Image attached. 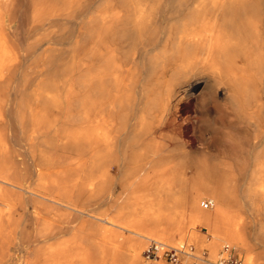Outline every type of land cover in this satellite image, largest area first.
I'll return each instance as SVG.
<instances>
[{"label":"bare ground","instance_id":"bare-ground-1","mask_svg":"<svg viewBox=\"0 0 264 264\" xmlns=\"http://www.w3.org/2000/svg\"><path fill=\"white\" fill-rule=\"evenodd\" d=\"M95 1L0 0V264H90L91 250L123 237L106 223L135 235L132 257L146 264L162 263L141 255L150 236L205 245L215 260L227 243L243 264H264L263 226L246 231L227 159L249 176L243 197L264 203V0ZM184 113L197 116L191 148L178 132ZM44 134L52 147L34 149ZM23 142L40 168L30 182L12 150ZM139 142L128 157L147 161L122 171L150 187L122 194V206L116 196L112 210L77 204L75 190L92 193L104 162ZM58 206L100 234L82 227L57 241Z\"/></svg>","mask_w":264,"mask_h":264},{"label":"rangeland","instance_id":"rangeland-1","mask_svg":"<svg viewBox=\"0 0 264 264\" xmlns=\"http://www.w3.org/2000/svg\"><path fill=\"white\" fill-rule=\"evenodd\" d=\"M100 1L96 0L95 3L93 4V8L95 6H98L100 4ZM184 115L187 116L186 119L188 120L189 125L186 127V129L184 131H183V129H181V130H178V132L182 134V138H184L183 140L187 144L186 145L187 148H189V147L191 148V146H194V126H195V123L197 121V116L192 114V113H184ZM26 119L27 118L25 117V119H23V121ZM179 119H178V123L183 124V121L181 120V118H179ZM24 124L26 125V121H24ZM150 135H152V131H151ZM46 138H48V137L45 136V134H44V136H42V138L41 137L37 138V141L35 143L36 146H34V149L35 148L38 149L39 144L40 145L46 144L47 146L52 147V145H53L52 141L50 139H48L47 141H49V142L46 143L45 142ZM41 141H42V143H41ZM43 142H45V143H43ZM25 144L30 145L29 143L28 144L25 143ZM140 144L142 145V143L139 142L138 144L134 145L133 147L132 146L127 147V156H125L124 158H118L117 161H113L112 159H110V160H107L106 162H104L103 165L108 166V173H107L106 177H103L101 179L102 180L101 183L99 181L96 184V186L94 187V189H96V190L93 189L92 193H91V191L88 192V191L83 190L81 188H79L78 190H75V193H74L75 196L74 197H75L77 204L81 205V203H82L81 206L85 207L86 209H90V208L94 207L97 209L98 208H100V209L101 208H105V209L110 208L112 210V207H110V206L115 204L114 199H116V196L121 195L120 198L118 199V202H119L118 204H119V206L125 205L123 203V201L121 200L122 199V192L125 189L126 182L131 179L133 174L123 173L124 168L130 167L132 165L133 166H140L147 161L146 157L133 158V159L128 157L131 149L137 148ZM22 145H24V142ZM26 145L22 146V148L24 147L26 149L21 148V150H20V149H18L19 148L18 144H16L13 146L12 150L18 151L16 154V155H18V156H16L17 159L19 158V160H23V161L25 160L23 163L20 164V166L28 168V170L30 172V174H29L30 177L27 174L28 175V181L27 182H30L31 181L30 179L34 178V177H32L33 175H31V172H33L34 169L40 170V168H39V166L33 165V160L31 159V155H30L31 151H29L30 148H32V147L28 146V147H30V148H28ZM42 146H40L39 148H41ZM22 150H24V152L26 151V153L23 154ZM28 151L30 153H27ZM227 159L231 162L232 167L235 170L234 181H235V184L237 185V187L235 188L234 193H235L237 199L242 202V207L247 211L248 216H249L250 221L248 222V224L246 226V231L249 233H254L258 230L259 225H261V226H263V228H262V230H263L262 235L263 236L262 237H264V203L260 199V195L256 194V193L250 194V196L247 198L243 197L244 196L243 195V189H245V186L249 181L248 180L249 176L244 177L241 173H239V171L237 170V166H239V164L235 163V160H232L230 158H227ZM240 163L243 166L245 171H248L249 169H251V167L253 165V162L248 157H246L245 154H243V157L240 160ZM77 164H78V162H75V160L74 161L73 160H70V161L67 160L63 163V166H74ZM85 164L87 166L91 167V170L88 168V170H87L88 172H96L95 166L98 167L97 164L91 163V162H88ZM123 166H124V168H123ZM94 169H95V171H94ZM194 181H196V179L189 178V179H186L185 183L190 184L192 182L194 183ZM99 184H100L101 188L99 187ZM138 188H139V186L135 185V187L133 189H138ZM203 199L206 200L207 197H203ZM110 209H109V212H110ZM66 211H70L69 212L70 214L68 216H66L67 215L65 213ZM52 217H55L54 219H56L55 220L56 226H58L56 229L57 232H56V237H55V239L57 241H60V242L63 241L67 236L68 237L71 236L72 232H73V234L74 233L79 234V232L83 229L82 227H84V229H86V232L89 233L90 236L94 235L95 229L91 228L92 223L90 224L89 222L85 221L83 224V222H82L83 219H88L89 216L85 215L82 212L79 213L75 210H69V209L65 208L64 206H61V207L58 206V210H55V212L52 214ZM106 220L110 221L109 219H106ZM69 225H70V227H69ZM120 225H122V224H120ZM196 227L199 229V231H203V229L201 228V226L199 224H197ZM119 231L121 232V234H123L122 235L123 236L122 244H127V243L132 242V240H134L135 235L130 234L129 233L130 231H128L126 227H125V229H119ZM131 236H133V237H131ZM152 238L153 237L150 236L149 238L144 239L145 242L142 245V247L140 248V252H141L142 256H143V254H142L143 249L146 247V244L148 243L149 239H152ZM260 241L261 242L258 243V246H257L258 247L257 251L262 253L261 258H262V260H264V238H263V240H260ZM189 243H191V242H189ZM109 247L110 246H106V249L104 250V252H102V253L100 252L98 255L99 256H106L109 252V249H110ZM201 248H205L209 252V249L207 246L203 245V246H201ZM233 250L241 259V264H243L245 252H242V251L239 252V250L234 249V248H233ZM95 255H96L95 252H93V250H91L90 251V259L93 260ZM208 256L210 257V259L215 260V258H212L211 255H208ZM161 262H162V264L166 263L163 261H161ZM73 263L79 264V261L77 259H75ZM148 263L150 264V263H152V261L151 262L148 261Z\"/></svg>","mask_w":264,"mask_h":264},{"label":"built area","instance_id":"built-area-1","mask_svg":"<svg viewBox=\"0 0 264 264\" xmlns=\"http://www.w3.org/2000/svg\"><path fill=\"white\" fill-rule=\"evenodd\" d=\"M200 204L206 209L211 207L212 202L203 199ZM142 254L146 259L168 264H241V259L227 243L222 245L216 260L209 258L207 249L198 248L192 243L173 245L157 239H149Z\"/></svg>","mask_w":264,"mask_h":264},{"label":"crops","instance_id":"crops-1","mask_svg":"<svg viewBox=\"0 0 264 264\" xmlns=\"http://www.w3.org/2000/svg\"><path fill=\"white\" fill-rule=\"evenodd\" d=\"M133 174L131 179L128 180L125 184V189L123 190L122 194L127 195L130 192L133 191H138V190H143L145 188H149L150 184H151V180H147L145 182L142 181V179L140 178V176H138V174L133 173V172H128L125 174ZM142 181V182H141ZM155 179H152V187L155 183ZM135 185H138L139 188L138 189H133L135 187ZM124 203V202H123ZM125 204H127L125 202ZM108 227L110 229L113 230H118L122 229L121 227L117 226V225H111L108 224ZM125 229V228H124ZM106 233H109V231H106ZM100 232L99 230L95 229L94 235H99ZM121 237V236H120ZM122 238H118L116 240V244H112V242H109L110 246L109 248V252L106 256H99L97 252H95V256L93 260H90V264H146L145 260L141 261V260H137L136 258L132 257V250H133V246H132V242L127 243V244H122ZM104 252V250L101 251V253ZM93 261V262H92ZM162 264V263H159ZM168 264V263H165Z\"/></svg>","mask_w":264,"mask_h":264}]
</instances>
